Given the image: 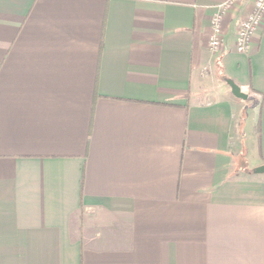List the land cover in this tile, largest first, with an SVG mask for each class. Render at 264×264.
<instances>
[{
    "label": "crops",
    "instance_id": "0c3cea01",
    "mask_svg": "<svg viewBox=\"0 0 264 264\" xmlns=\"http://www.w3.org/2000/svg\"><path fill=\"white\" fill-rule=\"evenodd\" d=\"M222 1L0 0V264H264V23L212 55Z\"/></svg>",
    "mask_w": 264,
    "mask_h": 264
},
{
    "label": "built area",
    "instance_id": "2783aa9c",
    "mask_svg": "<svg viewBox=\"0 0 264 264\" xmlns=\"http://www.w3.org/2000/svg\"><path fill=\"white\" fill-rule=\"evenodd\" d=\"M241 0H223L217 12L211 19V37L209 51L212 55H218L223 50L224 21L227 14L234 9ZM264 23V0H254L253 10L240 22L237 32L236 49L241 54H247L251 43Z\"/></svg>",
    "mask_w": 264,
    "mask_h": 264
},
{
    "label": "water",
    "instance_id": "95a60500",
    "mask_svg": "<svg viewBox=\"0 0 264 264\" xmlns=\"http://www.w3.org/2000/svg\"><path fill=\"white\" fill-rule=\"evenodd\" d=\"M226 81L229 84V86L232 88V92L234 93V95L243 99L247 98V96L244 93H242L241 88L238 85H236L234 81H232L231 79H226ZM254 173L264 175V164L257 167L254 170Z\"/></svg>",
    "mask_w": 264,
    "mask_h": 264
},
{
    "label": "rangeland",
    "instance_id": "374dc122",
    "mask_svg": "<svg viewBox=\"0 0 264 264\" xmlns=\"http://www.w3.org/2000/svg\"><path fill=\"white\" fill-rule=\"evenodd\" d=\"M221 77H222V76H221ZM221 77L218 78V79L221 80ZM220 84H222L221 81H220ZM244 158H245V155H244ZM245 163H246V162H244L243 165H245ZM238 164H239V163H238ZM246 165L248 166V163H246ZM260 166H261V165H260ZM257 167H259V165L253 166L252 169H244V171H245L246 173L252 174V173H254V170H255Z\"/></svg>",
    "mask_w": 264,
    "mask_h": 264
}]
</instances>
